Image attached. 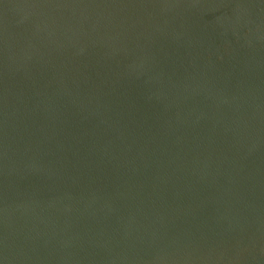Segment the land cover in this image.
Instances as JSON below:
<instances>
[{
    "label": "water",
    "instance_id": "water-1",
    "mask_svg": "<svg viewBox=\"0 0 264 264\" xmlns=\"http://www.w3.org/2000/svg\"><path fill=\"white\" fill-rule=\"evenodd\" d=\"M0 264H264V0H0Z\"/></svg>",
    "mask_w": 264,
    "mask_h": 264
}]
</instances>
